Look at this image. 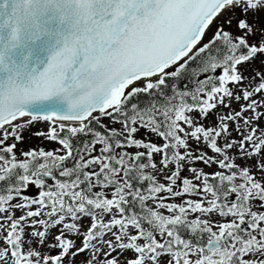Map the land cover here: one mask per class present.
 <instances>
[{
    "label": "snow or ice",
    "instance_id": "1",
    "mask_svg": "<svg viewBox=\"0 0 264 264\" xmlns=\"http://www.w3.org/2000/svg\"><path fill=\"white\" fill-rule=\"evenodd\" d=\"M262 121L264 0H0V264H264Z\"/></svg>",
    "mask_w": 264,
    "mask_h": 264
},
{
    "label": "rangeland",
    "instance_id": "2",
    "mask_svg": "<svg viewBox=\"0 0 264 264\" xmlns=\"http://www.w3.org/2000/svg\"><path fill=\"white\" fill-rule=\"evenodd\" d=\"M251 67H256V68H259V61L256 62L255 65H252V66H249V71L251 69ZM247 74V73H246ZM233 107L234 108H238L239 105L237 104H233ZM221 110V109H218V111ZM205 125H210V124H214L215 123V120L213 117H209V119L207 121H204ZM261 126L264 127V121L261 122ZM42 127V126H41ZM233 135L235 136L236 133H233ZM37 146H43L45 148H52V147H55V145H52V144H48L46 142H42L41 140L39 139H36V138H31V139H28L27 136H26V140H25V143L24 144H21L19 145L20 148L24 149V150H27L28 148L30 147H37ZM215 170V165L212 167V168H206L205 171H214ZM184 175H187V173H184ZM35 191V189H29V192L30 193H33ZM16 215H20L19 212L16 213ZM79 260H83L84 257L81 256L78 258Z\"/></svg>",
    "mask_w": 264,
    "mask_h": 264
}]
</instances>
